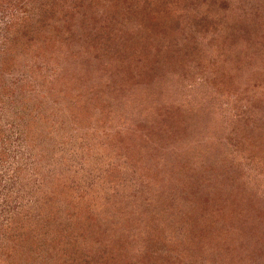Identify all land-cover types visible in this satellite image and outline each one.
<instances>
[{
  "label": "rangeland",
  "instance_id": "rangeland-1",
  "mask_svg": "<svg viewBox=\"0 0 264 264\" xmlns=\"http://www.w3.org/2000/svg\"><path fill=\"white\" fill-rule=\"evenodd\" d=\"M125 2L0 0V264H264V0Z\"/></svg>",
  "mask_w": 264,
  "mask_h": 264
},
{
  "label": "trees",
  "instance_id": "trees-1",
  "mask_svg": "<svg viewBox=\"0 0 264 264\" xmlns=\"http://www.w3.org/2000/svg\"><path fill=\"white\" fill-rule=\"evenodd\" d=\"M119 1V0H118ZM120 1H122L123 3H124V5H125V8H127V4H128V2H125L126 0H120ZM162 3L161 4H159V5H161V7L163 8V9H165L166 7H168V5H169V3H168V0H167V2H166V0H160ZM128 9V8H127ZM167 9V8H166ZM157 10V9H156Z\"/></svg>",
  "mask_w": 264,
  "mask_h": 264
}]
</instances>
